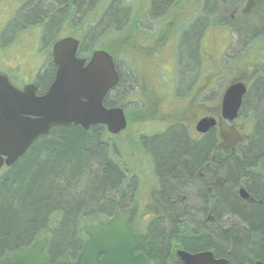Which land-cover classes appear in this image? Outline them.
Masks as SVG:
<instances>
[{
	"label": "trees",
	"instance_id": "1",
	"mask_svg": "<svg viewBox=\"0 0 264 264\" xmlns=\"http://www.w3.org/2000/svg\"><path fill=\"white\" fill-rule=\"evenodd\" d=\"M100 2L103 0H23L10 28L17 32L34 27L39 30L36 37L39 40L32 53L36 54L40 46L45 48L46 65L37 77V88L41 91L50 85L55 75L51 47L59 38L65 35L77 38L80 57L89 58L96 49L110 53L119 73V82L107 93L103 103L106 107H123L126 114V104L133 101V86L137 85L132 63L135 46L129 37L136 47L137 42L141 47L149 45L155 57L164 44L154 41L152 45L150 40L151 37L160 39L161 33L144 32L143 35L129 36L136 28L133 2L107 0L106 7L101 4L104 9L100 16L95 17ZM170 2L173 3L172 0H152L149 11L163 10ZM243 2H246L248 11L244 7L238 12ZM184 3L197 6V12H194L192 21L185 23L186 29L180 28L166 37L169 36L171 43L173 41L174 49L179 48L185 53V58L197 69V76L205 63L204 53H208L203 38L209 29L226 28L238 40L239 37L245 38L247 46L256 43L252 51L234 61L242 66L253 63L249 65L252 69L250 89L244 107L255 115L252 137L242 149L241 159L233 158L221 167L224 175L234 182L256 159L264 157V55L261 53L264 52V29L256 30V22L261 23L264 14V0H185ZM75 15L79 17L75 21L79 26L72 31L69 26ZM113 39L114 43H109ZM119 53L132 63L133 70L127 79L122 74ZM137 53L143 57L142 50L137 49ZM149 56L152 58V54ZM172 125L164 133L136 143L140 152L145 154L144 160L149 164L152 158V167L167 189L170 188L171 193H164L165 197L158 199L161 210L167 215L172 213L170 222H184L196 229L206 215L208 200L213 198L214 214L235 213L248 230L264 234V187H259L260 193H253L257 202L245 205L226 187L218 189V193H205L199 184H189L178 163L179 157L190 152L195 159L196 154H204L206 143L191 145L175 123ZM114 137L103 125L91 126L87 131L74 125L54 126L46 136L34 141L14 164L0 170V260L31 246L38 239L46 241L45 251L51 259L63 255L77 256L87 238L86 226L106 221L115 213L132 214L133 210L136 211L139 193H134L135 182L131 193L120 192L124 185H130L131 178L138 177L131 166L134 160L124 153L123 146ZM175 191L179 193H173ZM126 195L129 203L124 204ZM166 196L173 203L168 204ZM159 230L162 237L167 232ZM244 232L246 230L241 227L236 233L227 231L216 237L219 244L216 251L226 253L230 264H238L236 258L249 253L243 241ZM259 259L264 260V256Z\"/></svg>",
	"mask_w": 264,
	"mask_h": 264
},
{
	"label": "water",
	"instance_id": "2",
	"mask_svg": "<svg viewBox=\"0 0 264 264\" xmlns=\"http://www.w3.org/2000/svg\"><path fill=\"white\" fill-rule=\"evenodd\" d=\"M79 43L77 38L66 36L52 44L55 75L41 95L36 94L34 84L20 90L0 74V168L14 164L54 126L74 125L87 131L91 126L103 125L113 135L126 129L124 108L106 107L103 103L119 82L112 55L96 49L88 60L78 57ZM246 90L243 82H233L225 89L221 100L225 119L236 117ZM214 125V118L203 117L196 129L206 132ZM84 231L88 239L76 260L69 262L64 256L54 264H155L136 253L139 234L130 229L126 214L115 213L106 222L86 226ZM45 248L46 241L38 239L16 252L14 260L6 257L0 264H51ZM179 257L184 264H227L226 260H215L210 253L179 252Z\"/></svg>",
	"mask_w": 264,
	"mask_h": 264
},
{
	"label": "flooded vegetation",
	"instance_id": "3",
	"mask_svg": "<svg viewBox=\"0 0 264 264\" xmlns=\"http://www.w3.org/2000/svg\"><path fill=\"white\" fill-rule=\"evenodd\" d=\"M106 1L107 0H103V2H100V5H105ZM172 1L173 3L170 2L163 10L160 9L159 11L150 12L149 9L152 5V0H136V4H134L136 36L140 34L143 35L144 32L173 34L180 28H185L188 22L192 21L193 18H186L184 13L186 9L185 0ZM177 2H179V4H177ZM245 10L248 11L247 5ZM154 18H157L161 23L155 30L152 28V25L148 24V22L152 21ZM20 56V54H16V56L12 54L10 56L12 63L10 62L11 64L7 65L5 69L0 68V74L5 75L10 83L17 89L21 90L25 85L32 83L36 86V94H43L48 87L46 89L43 88L44 91L37 88V72H34L33 80L20 76V71L22 69L20 65L22 62L19 60L17 61ZM16 69H18L17 72H19V75L15 73ZM34 70L36 71L35 68ZM246 80H248V82ZM235 81L238 80H232L231 83ZM240 81L245 84L247 90L234 119L228 120L222 116L221 97V100L217 98L214 100V103L209 104L215 107V111L201 112L196 116L197 119L195 121L188 124L185 120L174 121V119H170L168 121H163L164 126L162 130L144 134L142 135V140L143 138L155 137L161 132L164 133L170 126H174L172 124L175 123L191 145H200L203 142L206 143L204 154L203 152L196 154L195 159L190 152H185L179 157L178 163L185 177L189 179V184H193V186L199 184L205 193H218V189L226 187L235 199L247 205V203L250 204L258 201H256V196L253 193H256L259 187H264V157L256 159L249 169L246 170V173L239 174L234 182L228 179L221 170V167H223L225 163L232 161L233 158L241 159L242 149L247 146L252 137L255 115L244 107V100L250 89V83L249 79H241ZM193 95L194 94L191 96L193 97ZM202 97L201 95L200 98ZM202 101L208 100L202 99ZM204 105L207 104L204 103ZM180 113L186 114L188 110H182ZM203 117H212L215 120V125L206 132H200L196 129L198 120ZM239 120H242L243 123H239ZM247 122L249 126H247ZM246 128L247 130L245 131ZM152 164L154 166L153 160ZM150 171V175L146 181L147 185L144 186L142 192L147 194V202L144 203L141 208L139 201L136 211L133 210L132 214L121 212L128 216V225L133 233L139 234L138 243L135 248L136 253L143 255L148 261H152L155 264H184L180 260L179 252H186L188 254L210 253L215 260H226L227 264H230V260L226 256V253L220 254L216 251L219 248L216 237L219 233H225L227 231L236 233L241 227H244L246 232L243 234V241L249 253L243 256L239 255L241 258H236L238 264H245V262L255 264L257 261L264 262V260L259 259L261 255L264 256V234L258 230H248L244 222L241 221L239 216L235 213L226 211L221 214H214L215 202L213 198L208 200L206 215L199 221V225L196 229H192L184 222H170L169 219H173L172 213L169 212V215H167L164 210H161L158 204V199L162 196L165 197L164 193H171L170 188L167 189V186L161 181L160 175L156 172L155 167H152ZM258 192L260 193V191ZM173 193L179 192L175 191ZM166 198L168 204L173 203L172 200H169L170 197L166 196ZM159 229L167 230L163 237ZM87 239L88 236L85 242ZM16 252L6 257L14 260V254ZM227 255L230 256L231 253H227ZM64 256H67L69 262H74L78 255H63L56 259L50 258L51 264H54Z\"/></svg>",
	"mask_w": 264,
	"mask_h": 264
},
{
	"label": "rangeland",
	"instance_id": "4",
	"mask_svg": "<svg viewBox=\"0 0 264 264\" xmlns=\"http://www.w3.org/2000/svg\"><path fill=\"white\" fill-rule=\"evenodd\" d=\"M60 1L62 0H59V2ZM125 1L136 4V0ZM22 2L23 0H0V68L5 69L7 65L12 63L10 58L12 54H15V56L16 54H20L21 56L17 59V61L19 60L22 62L20 65V68H22L20 76L33 80L34 72L39 74L44 70L47 58L46 56L45 58L43 57L45 52L43 46L37 49L36 54L32 53L39 40L36 39L39 33L37 28L25 29L23 32L12 31L10 28L14 15L17 14L19 5ZM57 4L58 3L55 4V7ZM245 4L246 2H243L238 12L243 10ZM104 7H106V4ZM104 7H102V5L98 7L94 14L95 17L100 16ZM197 8L198 7L192 3L188 6L186 5L184 11L186 18L193 17L194 12H197ZM78 19L79 17L75 15L73 23L69 26V30L76 31L79 24H75V21ZM260 22L261 23L256 22V27L258 28L256 30H259L261 27V30L264 29V14ZM148 24L152 25V28L155 30L161 23L156 18L149 21ZM131 35L136 36L133 32L132 34L129 33V36ZM167 35H170V33H161L160 39H156L155 37L150 38L152 45H154V41L160 45L162 43L164 44H162L163 47L159 50L158 57H155V53L151 51L149 45L141 47L137 42L136 47L134 40L132 41V37H129L131 43L135 46V49H133L134 61L132 63L135 68V73L133 72V74L137 77V85L133 86V93L135 92L132 98L133 101H129L126 104V115L128 118L127 128L121 133L113 135L119 144L126 149H123L124 153L126 152L132 156L134 164L131 166L135 175H138V177H133L129 180L130 185H124V187L120 188L121 191H119L122 193H131L135 182L134 193H139L141 208L143 204L147 202V194L142 192L144 186L147 185L146 181L148 180V176L151 172L150 169L152 168V158H150L151 163L149 162L148 164V162L144 160L145 154L140 152L139 146L136 144L140 142L142 135L154 131L156 132V130H162L164 126L163 121H168L170 119H174V121L185 120L188 124L195 121L197 119L196 116L201 112L215 111V107L209 104L214 103V100L217 98L221 100L226 86L231 83L232 80L249 79L252 72L249 66L253 64L252 62L247 66H242L237 64L240 62L234 61L244 57L247 52L252 51L253 45L256 43L247 46V44H244L245 38L242 39L239 37L238 40V37L235 34H231L226 28H213L205 33L203 38L205 42L204 47L209 54L204 53L205 63L201 70H199V76L196 75L197 69L193 67L194 65L185 58V53L179 48L174 49L173 41L171 43V40L168 39L169 36L166 37ZM144 39L148 40L147 38ZM166 39L167 41H165ZM253 41L254 40H251V42ZM109 43H114V39L109 40ZM147 43H149V41ZM137 49L143 51V57L138 56ZM261 53L264 55L263 51H261ZM149 54H152V58ZM119 55L121 54L119 53ZM217 55L218 58H216ZM121 56L120 63L122 74L124 79H127V77L130 76L129 73L133 70L132 63L128 57ZM155 59L157 61H155ZM17 71L18 69H16L15 73L19 75ZM246 81L248 82V80ZM178 94L181 95L178 96ZM192 94H194L193 97L191 96ZM201 95L203 96L202 98H200ZM200 99L208 101H202ZM204 103L207 105H204ZM182 110H188V113L181 114L180 111ZM240 122L243 123L242 120H239V123ZM247 126H249V123ZM142 175L145 176L143 177ZM111 194L114 195L115 193ZM127 199L126 195V197L123 198L124 204L129 203Z\"/></svg>",
	"mask_w": 264,
	"mask_h": 264
}]
</instances>
